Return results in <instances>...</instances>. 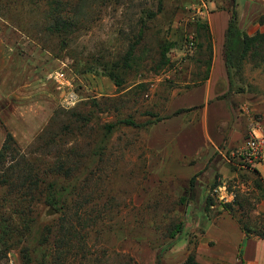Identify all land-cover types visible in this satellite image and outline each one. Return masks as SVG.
<instances>
[{
    "label": "rangeland",
    "instance_id": "rangeland-1",
    "mask_svg": "<svg viewBox=\"0 0 264 264\" xmlns=\"http://www.w3.org/2000/svg\"><path fill=\"white\" fill-rule=\"evenodd\" d=\"M202 2L0 0V54L4 56L0 90L30 109L27 124L25 119L12 123L15 132L5 126L9 119H3V125L16 137L21 155L39 163L67 159L65 150L72 149L69 160H82L81 175L88 174L89 168L93 171L89 193L103 195L86 209L100 214L105 199L113 197L110 208L121 213L117 221L121 220L123 231L89 236L85 249L91 259H105L104 249L114 248L131 254L139 264H185L193 253L199 264H208L198 260L205 219L230 213L226 210L229 203L211 197L223 183L235 193L230 203L239 199L245 206L240 210L234 204L237 218L264 233V199L258 198L262 193L256 189L259 178L254 173L225 158L227 176L205 180L201 172L192 187L191 180L186 183L165 174L164 151L159 150L165 136L153 140V129L159 123L156 116L166 118L173 99L196 88L205 76L209 56L197 48L198 19L207 22L199 11ZM59 19L74 25L56 31L54 24ZM168 45L171 49L164 56ZM242 49V40L236 39L225 96L248 118L246 137L251 127H264V61L241 60ZM131 50L132 57L126 60ZM61 71L71 87L60 86L56 75ZM71 94L76 96L74 104L67 103ZM124 119L141 126L121 123ZM109 124L116 127L106 141ZM63 129L66 134L60 137ZM153 141H158L155 148ZM100 145L106 147L101 159L94 155ZM261 184L264 190V180ZM57 219L49 207L38 208L28 241L31 264H43L42 232ZM177 224L182 229L172 238L171 230ZM19 253L11 251L8 264H23ZM74 253L67 264H81ZM86 264L101 263L91 260Z\"/></svg>",
    "mask_w": 264,
    "mask_h": 264
},
{
    "label": "trees",
    "instance_id": "trees-1",
    "mask_svg": "<svg viewBox=\"0 0 264 264\" xmlns=\"http://www.w3.org/2000/svg\"><path fill=\"white\" fill-rule=\"evenodd\" d=\"M231 12L232 19L225 42V58L229 75H231L234 58L236 57L234 51L236 39L242 40L243 55L240 56V59L247 57L256 62L264 61V32H258L250 36L240 26L236 5L231 9ZM198 21L197 33L200 42L197 48L204 50L209 56L206 61L205 76L199 82V85H201L210 76L214 46L209 24L201 22V19H198ZM73 25L74 22L72 21L59 19L55 22L54 28L56 31L61 32ZM170 49L171 47L168 45L163 55L167 56ZM132 53L131 50L126 60L132 57ZM164 62V64H167L168 61ZM111 76L117 81V76L114 74H111ZM183 111L185 110H179L175 115ZM164 119L166 118L156 116V122ZM121 123L133 127L141 126L131 119H124ZM151 123L154 124L155 121H150L149 124ZM115 127V124H109L105 127L107 130L106 141L110 140ZM58 134L62 137L66 133L63 129ZM105 148L100 145V149H96L94 155H98L101 159ZM21 151L16 137L8 131L0 149V264H8L7 259L13 250L20 252V259L23 264L32 263V251L28 241L37 218V210L41 206L49 207L58 215L57 221L47 224L42 232L40 254L43 264H67L74 251L75 258L80 257L81 264H86L91 260L93 262L99 261L101 264H139L131 254L114 250V248L104 249V254L107 256L105 259L98 260L88 257L89 251L85 249V243L92 233H97V236H100L103 233L113 231L121 232L124 227L120 219L117 221V217L121 215L120 211L115 212L114 207L113 209L110 208L113 204V197L105 199L102 204L104 210L100 214L95 215L93 210L86 209L90 204L94 206L95 199L99 200L103 195L100 193L101 197H97L89 193L90 175L93 171L89 168L88 174L81 175L82 160L79 159L80 161L77 163L69 160L71 153H74L72 149L65 150L67 159L60 157L58 161L41 163L21 155ZM79 171L80 173H78ZM255 175L259 178L255 181L256 189L262 193L258 198L264 199V190H262L263 185L261 184L263 178L260 177V174ZM195 181L196 176L191 179L192 187H194ZM210 196L207 207L211 202L210 198L212 196ZM186 200V196H183L181 202L185 203ZM234 204H237L240 210H243L245 206L239 199L226 205V210L237 219L241 228L247 234L255 233L264 238V233L260 232L258 227L237 218ZM107 219L110 223H106ZM96 227L98 228L96 229ZM181 229L182 224L175 225L171 230V237L175 238ZM44 246H46V249L43 248ZM81 250H84V253H81ZM49 251H51L50 254ZM49 256L51 257L50 261H48ZM185 264H199L196 260V253L190 254Z\"/></svg>",
    "mask_w": 264,
    "mask_h": 264
},
{
    "label": "crops",
    "instance_id": "crops-1",
    "mask_svg": "<svg viewBox=\"0 0 264 264\" xmlns=\"http://www.w3.org/2000/svg\"><path fill=\"white\" fill-rule=\"evenodd\" d=\"M235 5L240 26L246 33L253 36L264 32V0H203L199 11L210 26L214 43L210 77L204 84L174 98L169 115L155 125V132L153 129V140L155 136H165L163 146L159 148L164 151L163 171L168 177L186 183L201 172L205 180H212L218 174L227 176L226 153L242 146L250 124L237 103L225 96L230 89L225 42L232 19L231 9ZM2 57L1 53L0 62ZM29 110L28 105H18L0 90V148L7 135L6 127L15 132L12 130L15 119H25L27 124ZM179 110L185 111L175 115ZM3 119H9L5 121L6 127ZM157 144L158 141H153V148ZM260 177L264 180V168ZM205 221L199 262L264 264V238L255 233L247 234L230 213L223 212L213 220L207 218ZM206 250L208 254H205Z\"/></svg>",
    "mask_w": 264,
    "mask_h": 264
},
{
    "label": "built area",
    "instance_id": "built-area-1",
    "mask_svg": "<svg viewBox=\"0 0 264 264\" xmlns=\"http://www.w3.org/2000/svg\"><path fill=\"white\" fill-rule=\"evenodd\" d=\"M61 71L56 75L60 86L71 87V83ZM76 96L71 94L67 99L68 104H74ZM252 130L246 135L242 146L229 151L228 161L238 168L245 169L254 174L261 175L264 168V127L261 125L251 127ZM212 197L223 203H230L235 199V193L230 191L227 183L218 186L212 192Z\"/></svg>",
    "mask_w": 264,
    "mask_h": 264
}]
</instances>
